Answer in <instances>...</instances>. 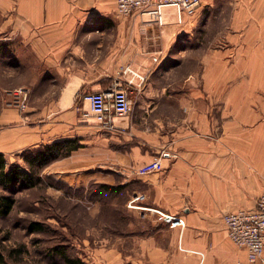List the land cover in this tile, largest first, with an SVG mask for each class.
<instances>
[{
    "label": "crops",
    "instance_id": "obj_1",
    "mask_svg": "<svg viewBox=\"0 0 264 264\" xmlns=\"http://www.w3.org/2000/svg\"><path fill=\"white\" fill-rule=\"evenodd\" d=\"M80 2L0 0V78L30 68L35 79L29 87L0 84L7 93L24 90L14 91L19 101L26 97L22 109L10 101L0 105V153L12 163L26 149L76 139L82 146L66 157L78 156L74 169L112 173L129 197L143 195L137 204L182 218L174 228L159 222L149 232H132L125 251L90 249L91 264H264V252L250 262L232 243L222 219L246 204L248 192H264V0H242L245 19L255 12V79L261 89L254 90L260 108L255 126L243 132L241 118L232 131L236 118L229 103L199 102L204 90L159 85L152 55L191 36L197 11L178 24L168 7L163 27L142 28L145 15L117 14V0ZM126 63L144 73L150 69L159 82L151 78L134 88L129 115L113 131L103 130L81 96L107 89ZM163 149L174 156L163 169L137 174Z\"/></svg>",
    "mask_w": 264,
    "mask_h": 264
},
{
    "label": "rangeland",
    "instance_id": "obj_2",
    "mask_svg": "<svg viewBox=\"0 0 264 264\" xmlns=\"http://www.w3.org/2000/svg\"><path fill=\"white\" fill-rule=\"evenodd\" d=\"M75 1L81 4L80 0ZM254 13L251 11L245 19L242 0H202L194 19L197 27L191 36L184 35L170 49H160L152 55V62L159 65L161 72L159 85L165 90H204L199 102L229 103L236 118L232 131L239 129L240 118L242 132L254 127L255 112L260 110L254 91L261 90L255 79ZM23 54L25 59L31 58L29 50L24 49ZM125 65L135 68L130 63L120 68ZM151 76L149 69L141 87L154 79ZM34 82L30 68L10 80L0 78V84L8 87L20 83L27 87ZM41 89L39 85L34 92ZM14 91L0 90V105L5 101L15 103ZM24 154L15 156L12 163L5 158L7 169L18 166L29 171ZM66 157L36 167L33 186L0 185V193L15 199L10 213L0 216V264H91L95 248L114 246L125 251L128 235L149 232L161 222L150 209L153 207L128 204L132 197L125 184L117 190L101 188L102 183L116 185L118 176L95 169L76 170L78 156ZM253 194L256 193L248 192L242 208H253L254 199L260 195ZM32 222H40V229L30 231Z\"/></svg>",
    "mask_w": 264,
    "mask_h": 264
},
{
    "label": "built area",
    "instance_id": "obj_3",
    "mask_svg": "<svg viewBox=\"0 0 264 264\" xmlns=\"http://www.w3.org/2000/svg\"><path fill=\"white\" fill-rule=\"evenodd\" d=\"M201 2L202 0H117L116 12L122 16L145 15L140 23L142 28L163 27L165 8L171 7L174 10L176 22L180 24L185 15L195 14ZM153 60H157V57H153ZM118 75L107 89L85 92L81 96L103 130L113 131L117 121L129 115L132 106L131 87H141L146 78V73L129 65L123 66ZM17 92L22 93L24 90L20 88ZM17 92L16 94H20ZM25 98L23 96V101L17 99L15 102L20 109L24 107ZM173 157L169 150L163 149L157 157L140 165L136 172L144 175L160 171L164 168V160H171ZM142 197L143 195L136 194L128 204L132 205ZM150 209L170 228L182 225V218L178 214L164 212L158 208ZM222 219L228 237L236 247L246 251L247 259L250 262L260 259L264 252V192L256 198L253 208L227 212Z\"/></svg>",
    "mask_w": 264,
    "mask_h": 264
},
{
    "label": "trees",
    "instance_id": "obj_4",
    "mask_svg": "<svg viewBox=\"0 0 264 264\" xmlns=\"http://www.w3.org/2000/svg\"><path fill=\"white\" fill-rule=\"evenodd\" d=\"M82 144L76 139L69 138L57 140L44 146L29 148L23 151L24 153L32 152L31 156L24 154V160L29 167V171L20 169L18 166H13L10 169L6 167V161L3 153H0V185L3 187L21 184L25 186H33L36 183L34 175L36 167H43L53 160L69 156L72 151L81 147ZM101 188L104 190H117L122 188L120 184H105L102 183ZM15 203V199L9 194L0 193V216H5L10 213ZM40 229V222H32L29 225L30 231ZM67 262H74L70 258H65ZM2 261L0 255V262Z\"/></svg>",
    "mask_w": 264,
    "mask_h": 264
}]
</instances>
